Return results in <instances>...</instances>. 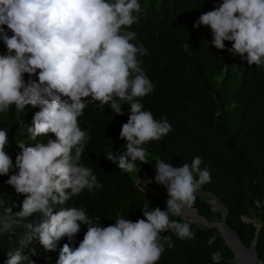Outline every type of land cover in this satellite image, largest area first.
<instances>
[{"label": "clouds", "instance_id": "1", "mask_svg": "<svg viewBox=\"0 0 264 264\" xmlns=\"http://www.w3.org/2000/svg\"><path fill=\"white\" fill-rule=\"evenodd\" d=\"M142 11L139 0H0V41L7 48L0 54V113L13 105L18 113L29 105L39 108L31 126H22L35 146L21 140L14 164L6 151L9 133L0 129V176H8L6 184L25 197L0 212V233H11L33 214L41 217L38 223H24L27 232L7 252L5 264H31L24 250L32 240L56 251L63 238L73 241L82 226H87L83 240L75 248L65 243L57 264H158L174 247L173 235L195 238L183 216L211 182L199 156L178 167L156 158L154 182L167 190L166 209H151L147 203L142 219L118 215L114 224L101 226L83 208L63 207L84 190L102 187L81 162L90 133L79 118L89 104L99 102L117 116L124 115L123 105L130 106L119 133L126 151L105 156L127 174L138 176L137 161L149 164L144 146L172 130L166 118L155 119L142 103L155 87L142 67L148 49L135 42L137 33L131 30ZM201 26L211 29L216 49L239 56L249 67L264 66V0H222L201 13L194 27ZM49 133L55 139L38 141ZM15 207L20 211L13 212Z\"/></svg>", "mask_w": 264, "mask_h": 264}, {"label": "trees", "instance_id": "2", "mask_svg": "<svg viewBox=\"0 0 264 264\" xmlns=\"http://www.w3.org/2000/svg\"><path fill=\"white\" fill-rule=\"evenodd\" d=\"M139 2L143 9L141 19L131 30L137 33L135 42L148 49V55L142 58V67L155 86L142 103L144 110L150 111L155 119L166 118L172 130L161 140L144 146L150 153L149 164L137 161V166L140 171L154 169L158 157L178 167L201 157V169H209L211 182L202 187V194L196 195L193 206L187 210L208 221L220 219L219 213L211 210L204 193L221 197L220 202L227 210L228 227L244 247L255 244L257 257L264 264V66L249 67L239 56L216 49L211 29L194 27L201 13L213 10L222 0ZM225 44L226 49L231 48L230 42ZM6 52V46L0 41V54ZM122 108L124 115L117 116L109 107L102 108L96 102L89 104L79 118L81 128L90 133L81 162L93 170L102 187L92 192L84 190L63 206L83 208L101 226L114 224L118 215L132 221L142 219V207L147 203L151 209L165 210L168 199L167 192L143 191L133 174L122 172L106 160L111 150L113 153L126 151V141L119 138V133L121 125L128 120L130 106L125 104ZM37 111L39 108L29 105L18 113L13 105L8 112L0 113V129L9 133L6 151L13 164L21 140L26 146H35L22 126H31ZM48 139L55 137L49 133L38 141L47 143ZM8 178L0 176V212L13 204H21L25 198L6 184ZM58 210L54 209V213ZM17 211L19 207L13 208V212ZM40 219L33 214L11 233H0V264H5L7 252L18 247L16 240L27 232L24 223H38ZM189 224L195 238L181 240L173 235L174 247L163 253L158 264L232 263L233 253L216 229ZM86 231L87 226H82L73 241L63 238L52 252L34 239L24 254L29 256L31 264H57L59 249L65 243L77 247ZM214 254H218L219 261L214 260Z\"/></svg>", "mask_w": 264, "mask_h": 264}, {"label": "water", "instance_id": "3", "mask_svg": "<svg viewBox=\"0 0 264 264\" xmlns=\"http://www.w3.org/2000/svg\"><path fill=\"white\" fill-rule=\"evenodd\" d=\"M202 191H199L196 195H201ZM205 196L209 198V204L211 205V210L214 212H218L220 215V222L219 223H210L205 217L196 215L198 219L201 220V223L195 222L185 215L183 216V220L187 221L188 223H192L197 225L200 228L203 229H216L218 235L223 239V243L231 250L233 253V258L237 259L239 258L235 250L226 242V239L222 236V231H226L227 233L232 235V238L236 244V246L242 250L243 253H246L245 256H242L246 261H250V264H263L257 257L256 251H255V244L253 243L249 248H246L243 246L242 242L240 241L237 234L231 230L226 221H227V210L224 207V205L211 193H204ZM196 211V209L192 208ZM197 212V211H196ZM249 264V263H248Z\"/></svg>", "mask_w": 264, "mask_h": 264}, {"label": "rangeland", "instance_id": "4", "mask_svg": "<svg viewBox=\"0 0 264 264\" xmlns=\"http://www.w3.org/2000/svg\"><path fill=\"white\" fill-rule=\"evenodd\" d=\"M138 176L136 174H133V177L136 179V184L139 185L141 188H142V186H145L144 182L149 181V180L153 181L152 183L146 184V186H145V190H147L148 192H150L152 194L167 192V190L162 185H158L154 182V176H155V170L154 169L142 170L139 172ZM138 179L141 180L142 186L140 184H138V182H137ZM215 197L220 201L221 197H217V196H215ZM256 203H257V201H256ZM216 213H218V212H216ZM184 215L187 216L189 219L195 221V222L201 223L200 219H198V220L195 219L196 213L194 211H188L186 209ZM246 220H249V218H246ZM251 221H255L254 218H251ZM209 222L210 223H219L220 219H214L213 221H209ZM224 234L227 235L228 241L231 243L232 248L235 251L242 253L243 256H245L246 253H243L242 250L236 246V244L232 238V235L227 233L226 231H222V236H224ZM214 260L216 262L219 261L218 254H214ZM231 262H232L231 264H248V263L250 264L251 263L250 261L248 262L242 257L237 258V259L233 258Z\"/></svg>", "mask_w": 264, "mask_h": 264}, {"label": "bare ground", "instance_id": "5", "mask_svg": "<svg viewBox=\"0 0 264 264\" xmlns=\"http://www.w3.org/2000/svg\"><path fill=\"white\" fill-rule=\"evenodd\" d=\"M195 219L198 220V218H195ZM223 237L226 239V242L232 247L231 243L228 241L227 235L224 234ZM235 253H236V255H237L239 258L243 256V254L240 253V252L235 251Z\"/></svg>", "mask_w": 264, "mask_h": 264}]
</instances>
